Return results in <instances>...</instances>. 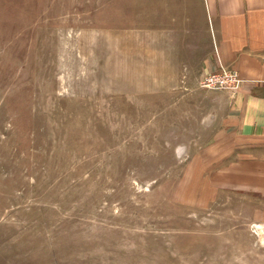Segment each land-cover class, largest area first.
<instances>
[{
	"label": "rangeland",
	"instance_id": "obj_1",
	"mask_svg": "<svg viewBox=\"0 0 264 264\" xmlns=\"http://www.w3.org/2000/svg\"><path fill=\"white\" fill-rule=\"evenodd\" d=\"M129 3L0 0V264H264V200L222 183L235 89L156 79Z\"/></svg>",
	"mask_w": 264,
	"mask_h": 264
},
{
	"label": "crops",
	"instance_id": "obj_2",
	"mask_svg": "<svg viewBox=\"0 0 264 264\" xmlns=\"http://www.w3.org/2000/svg\"><path fill=\"white\" fill-rule=\"evenodd\" d=\"M129 5L140 20L127 39L139 42L138 62L154 65L150 73L156 79L185 80L192 87L222 70L237 73L235 91L215 95L223 117L221 135L236 144L233 162L221 171L222 183L264 200V0H138Z\"/></svg>",
	"mask_w": 264,
	"mask_h": 264
},
{
	"label": "built area",
	"instance_id": "obj_3",
	"mask_svg": "<svg viewBox=\"0 0 264 264\" xmlns=\"http://www.w3.org/2000/svg\"><path fill=\"white\" fill-rule=\"evenodd\" d=\"M240 80L237 74L233 71L222 70L218 74L208 76L204 81V86L215 89H236Z\"/></svg>",
	"mask_w": 264,
	"mask_h": 264
}]
</instances>
